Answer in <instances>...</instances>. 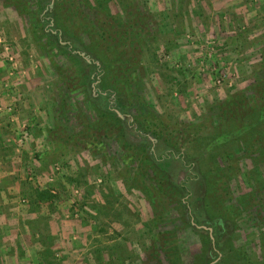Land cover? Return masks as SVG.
<instances>
[{
    "label": "rangeland",
    "instance_id": "1",
    "mask_svg": "<svg viewBox=\"0 0 264 264\" xmlns=\"http://www.w3.org/2000/svg\"><path fill=\"white\" fill-rule=\"evenodd\" d=\"M51 1L44 20L45 0H0V264H207L220 228L194 217L224 222L208 264H264V123L206 151L240 122L229 96L243 123L264 102V0ZM128 69L156 142L92 99L137 91Z\"/></svg>",
    "mask_w": 264,
    "mask_h": 264
},
{
    "label": "trees",
    "instance_id": "2",
    "mask_svg": "<svg viewBox=\"0 0 264 264\" xmlns=\"http://www.w3.org/2000/svg\"><path fill=\"white\" fill-rule=\"evenodd\" d=\"M14 3L18 2V0H13ZM51 0H45V5H44V10L45 14L43 15V19L46 20V17H48L50 15V4H51ZM49 10V12H48ZM52 33V32H51ZM49 33V36H53V34ZM68 47V46H67ZM89 65H91V63H88ZM93 67L96 66V68L98 67L96 64L92 65ZM102 72V70L100 71H95V73H93L92 78L89 79V82L96 81L98 78V75H100ZM105 72V70H104ZM60 74H64L63 72H60ZM121 76H125L123 77L125 82H128V84H131V87L135 88L137 91H134L133 89H129L126 93V91L124 90L125 87H122L121 89H116V87H109V88H103L102 90H97L95 93V96H92L93 100L97 101V107L99 110V114H100V118H106L109 120L110 124H113L115 121L119 122V123H123L126 122L127 123V128H126V132L129 136H131V134L135 131L134 128H141L144 127L147 129V131H150V135L153 136V138H155V142L158 141V134L156 133L155 129H150V127H148V125L152 124V122L150 123H143V121L140 120L139 117L143 116L146 112H143V109L141 107L140 104H143L144 101L142 100L141 96L138 93L139 87H138V74L137 71L132 70L130 71V69L127 70V73L122 72ZM104 80H101V82ZM65 82L67 83L68 87H75L76 85H73V83L71 82V79L69 80L67 78H65ZM124 82V84H126ZM261 84H264V79L263 82L262 81H258L255 82L253 85V88H257L258 86H260ZM76 89V88H74ZM91 93V91H90ZM233 96V97H232ZM229 96L224 102L223 104H226L228 106L227 109H232V111H234V115L233 118L237 121H240L238 125H236L234 127L233 130L230 131H225L222 132L220 134L215 135L213 138H211V141H209L207 147H206V151L210 150L211 147L216 146L220 143H225L227 142L228 139H231L232 137H238L240 136L242 133L250 130L252 128V126L254 127L256 124L258 123H264V102L260 103L258 106H254L252 105V110L253 112V116H254V121H250V122H246L243 123L241 122V118H242V110H240L241 105L244 101H246V96L244 95V91L241 92H237L234 93V95ZM247 102H249V100H247ZM233 103V104H232ZM230 106V107H229ZM238 107V108H237ZM118 111V113L120 115L124 116V119H122L118 113L116 112ZM132 116V120L131 116ZM249 115H251L250 113H248ZM155 118V116H153ZM123 120V121H122ZM125 120V121H124ZM136 123V125H135ZM137 123H141L139 124V127L137 126ZM135 125V126H133ZM131 128H133V131L131 133ZM130 134H129V132ZM126 135V133H125ZM124 135V136H125ZM127 136V135H126ZM144 139L147 138V140L150 143H153L148 137L147 135L143 136ZM129 140V139H128ZM254 142H260L259 138L257 137L256 139H254ZM154 155V154H153ZM179 157H182V154L178 155ZM159 162L162 166H164L165 168H167L170 163L172 162V158L164 155L161 157V159H158ZM181 161V169L182 170H186V174L188 175V178H186V180H184L181 184L178 183L179 185H176L178 190L181 191H185L186 195H189L190 198V203H192V206H195V204L197 202H199V207L200 205L203 207L202 203H204V200L202 199V192L204 191V185H206L205 180L203 178V176H201L200 173H198L197 169L195 168V166L193 167V172L191 171L192 165L190 163H188L189 165H187L185 163L184 159H180ZM207 186V185H206ZM203 188V191H202ZM182 203L184 204V201H182ZM194 203V204H193ZM185 207L187 206L186 204L184 205ZM189 208V206H187ZM206 207V206H205ZM204 207V208H205ZM191 210L193 211L194 208L192 207ZM197 210V208H196ZM200 210V209H199ZM194 222L198 225H208L212 228H220V231L217 232L216 230H214V247H211L210 249V253L208 255V263H210L212 260H214L217 257V251L215 250V247H219L220 246V237L222 234L221 231H223V225L224 222L221 218L216 217L215 219L206 222V221H199L197 219V217H194ZM189 225L192 226V223H189ZM199 231H203L202 228L199 229ZM210 241V239H209ZM217 264V263H215ZM219 264V262H218Z\"/></svg>",
    "mask_w": 264,
    "mask_h": 264
},
{
    "label": "crops",
    "instance_id": "3",
    "mask_svg": "<svg viewBox=\"0 0 264 264\" xmlns=\"http://www.w3.org/2000/svg\"><path fill=\"white\" fill-rule=\"evenodd\" d=\"M27 175H28V173H26ZM33 176H29L28 175V178H32ZM5 223H6V225H5ZM7 223H9V224H7ZM9 226L11 227V226H15L14 225V223L13 222H6V220L4 221V227H5V230H6V232H7V230H8V228H9ZM12 232V231H11ZM16 244H14V249H16V246H15ZM19 246H21L22 247V250H26V247L23 245V244H19ZM9 249V248H8Z\"/></svg>",
    "mask_w": 264,
    "mask_h": 264
},
{
    "label": "water",
    "instance_id": "4",
    "mask_svg": "<svg viewBox=\"0 0 264 264\" xmlns=\"http://www.w3.org/2000/svg\"><path fill=\"white\" fill-rule=\"evenodd\" d=\"M203 228H206V227L203 226ZM207 229L211 233V228H207ZM211 238L213 239V236L212 235H211Z\"/></svg>",
    "mask_w": 264,
    "mask_h": 264
},
{
    "label": "built area",
    "instance_id": "5",
    "mask_svg": "<svg viewBox=\"0 0 264 264\" xmlns=\"http://www.w3.org/2000/svg\"><path fill=\"white\" fill-rule=\"evenodd\" d=\"M29 176H33V173L32 172H28Z\"/></svg>",
    "mask_w": 264,
    "mask_h": 264
}]
</instances>
